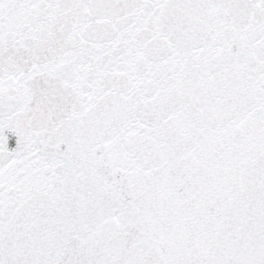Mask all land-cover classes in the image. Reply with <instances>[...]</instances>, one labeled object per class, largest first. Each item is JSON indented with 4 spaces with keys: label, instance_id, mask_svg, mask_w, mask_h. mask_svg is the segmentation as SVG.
Returning <instances> with one entry per match:
<instances>
[{
    "label": "snow or ice",
    "instance_id": "snow-or-ice-1",
    "mask_svg": "<svg viewBox=\"0 0 264 264\" xmlns=\"http://www.w3.org/2000/svg\"><path fill=\"white\" fill-rule=\"evenodd\" d=\"M0 264H264V0H0Z\"/></svg>",
    "mask_w": 264,
    "mask_h": 264
},
{
    "label": "water",
    "instance_id": "water-1",
    "mask_svg": "<svg viewBox=\"0 0 264 264\" xmlns=\"http://www.w3.org/2000/svg\"><path fill=\"white\" fill-rule=\"evenodd\" d=\"M15 141H13V145H14Z\"/></svg>",
    "mask_w": 264,
    "mask_h": 264
}]
</instances>
